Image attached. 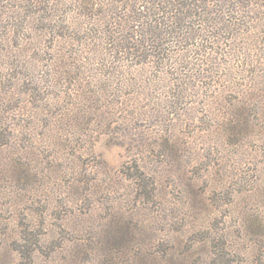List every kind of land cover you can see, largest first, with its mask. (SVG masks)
Wrapping results in <instances>:
<instances>
[{"label": "rangeland", "instance_id": "374dc122", "mask_svg": "<svg viewBox=\"0 0 264 264\" xmlns=\"http://www.w3.org/2000/svg\"><path fill=\"white\" fill-rule=\"evenodd\" d=\"M24 1L0 0V264H264V0L137 37L142 0Z\"/></svg>", "mask_w": 264, "mask_h": 264}, {"label": "trees", "instance_id": "16d2710c", "mask_svg": "<svg viewBox=\"0 0 264 264\" xmlns=\"http://www.w3.org/2000/svg\"><path fill=\"white\" fill-rule=\"evenodd\" d=\"M42 3L43 2L41 0H25L24 3H22L23 4L22 6L26 8L32 5L33 6L41 5ZM89 3L92 4V1H89L88 4ZM207 7H209V1H203V0H142L139 4L137 3L135 7L136 8L135 12H137V14L140 15V18L142 19V23H139L141 24L139 26L131 25L132 26L131 29L134 30L131 37L133 36L137 37L138 35L140 36L139 33L140 31H142L140 30V26L141 28L151 27L150 30H152L156 25H162V26L166 25L168 27L171 26L170 24L173 23V20L174 23L176 24L180 21H184L182 16L183 13L186 12L185 14H190L192 12L199 11L200 9H206ZM176 12H177L176 16L174 17L172 15L170 16V14L173 13L175 14ZM133 21L135 22L139 20L134 19ZM118 26H122L121 23H119ZM145 32L147 33L148 31ZM144 36L145 34L142 35V37ZM117 41L119 45L125 46L123 48H126L128 46V45L127 46L124 45V42H128L127 39H125V41L120 43H119V39ZM130 48L131 47L129 46L125 50Z\"/></svg>", "mask_w": 264, "mask_h": 264}]
</instances>
